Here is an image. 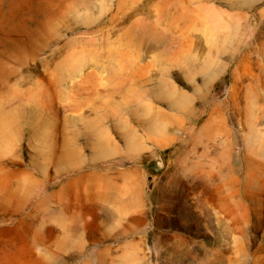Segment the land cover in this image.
I'll return each mask as SVG.
<instances>
[{
    "label": "rangeland",
    "instance_id": "obj_1",
    "mask_svg": "<svg viewBox=\"0 0 264 264\" xmlns=\"http://www.w3.org/2000/svg\"><path fill=\"white\" fill-rule=\"evenodd\" d=\"M0 264H264V0H0Z\"/></svg>",
    "mask_w": 264,
    "mask_h": 264
}]
</instances>
